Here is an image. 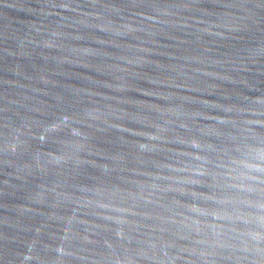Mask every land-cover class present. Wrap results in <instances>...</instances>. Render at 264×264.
<instances>
[{
	"label": "water",
	"instance_id": "1",
	"mask_svg": "<svg viewBox=\"0 0 264 264\" xmlns=\"http://www.w3.org/2000/svg\"><path fill=\"white\" fill-rule=\"evenodd\" d=\"M0 264H264V0H0Z\"/></svg>",
	"mask_w": 264,
	"mask_h": 264
}]
</instances>
